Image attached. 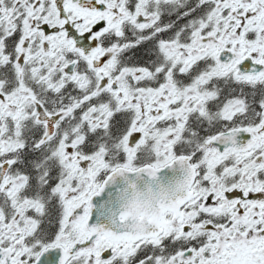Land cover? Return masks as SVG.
I'll use <instances>...</instances> for the list:
<instances>
[{"label": "snow or ice", "instance_id": "obj_1", "mask_svg": "<svg viewBox=\"0 0 264 264\" xmlns=\"http://www.w3.org/2000/svg\"><path fill=\"white\" fill-rule=\"evenodd\" d=\"M0 264H264V0H0Z\"/></svg>", "mask_w": 264, "mask_h": 264}]
</instances>
